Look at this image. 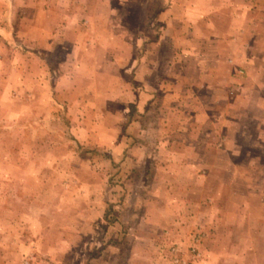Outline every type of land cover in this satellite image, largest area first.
I'll return each instance as SVG.
<instances>
[{"label": "rangeland", "instance_id": "obj_1", "mask_svg": "<svg viewBox=\"0 0 264 264\" xmlns=\"http://www.w3.org/2000/svg\"><path fill=\"white\" fill-rule=\"evenodd\" d=\"M16 1L0 264H264V0Z\"/></svg>", "mask_w": 264, "mask_h": 264}, {"label": "crops", "instance_id": "obj_2", "mask_svg": "<svg viewBox=\"0 0 264 264\" xmlns=\"http://www.w3.org/2000/svg\"><path fill=\"white\" fill-rule=\"evenodd\" d=\"M16 2V0H0V35L3 36L2 38L0 37V52H3V46H7L9 49H11V52H19V35L17 34L18 32L16 30L14 31V23L9 22V20L18 18L17 12L14 11L11 5ZM43 37H46V35Z\"/></svg>", "mask_w": 264, "mask_h": 264}]
</instances>
